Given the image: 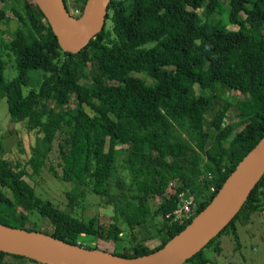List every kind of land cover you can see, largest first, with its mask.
Returning a JSON list of instances; mask_svg holds the SVG:
<instances>
[{"label": "trees", "instance_id": "trees-1", "mask_svg": "<svg viewBox=\"0 0 264 264\" xmlns=\"http://www.w3.org/2000/svg\"><path fill=\"white\" fill-rule=\"evenodd\" d=\"M63 1L76 18L88 4V0ZM228 1L233 29L212 16L224 12L221 0H110V25L105 24L73 54L60 48L36 0H0L10 4L19 26L15 38L1 48L14 57L16 76L10 80L4 78L5 59L0 51V98H5L12 121H25L30 130L42 128L48 143L62 135L57 140L60 173L54 172L59 180L91 186L102 199L113 196L129 210V224L147 217L146 204L153 196L163 201L152 217L171 212L178 205L179 192L193 187L201 177L202 188L209 194L195 195L198 213L264 136V0ZM4 21L6 14L0 8V26ZM76 59L90 63L88 86L77 81ZM141 70L152 82L131 75ZM116 71L126 76L109 82ZM30 72L42 73L44 79L38 90L23 95ZM195 86L209 93H197ZM226 91L245 98L223 104ZM70 96L77 99L73 109L48 106V101L68 106ZM218 116L230 122L220 126ZM116 144L128 145L125 164L136 194H113L107 188L114 177ZM29 165L36 173L37 162L33 159ZM28 175L19 163L0 160V223L36 230L16 211V203H21L51 222L52 232L43 233L54 238L90 249L79 242L82 235L115 243L121 240L118 226L104 233L94 227L93 220L85 223L36 196L22 179ZM169 183L173 185L165 189ZM263 198L264 174L230 223L185 263L216 264L206 250L220 253V238L226 233L237 242V221L241 217L248 221L263 206ZM118 210L123 213L122 208ZM187 224L162 223L157 229L163 234L159 245L112 253L124 257L151 253ZM7 254L0 251V261Z\"/></svg>", "mask_w": 264, "mask_h": 264}, {"label": "rangeland", "instance_id": "rangeland-1", "mask_svg": "<svg viewBox=\"0 0 264 264\" xmlns=\"http://www.w3.org/2000/svg\"><path fill=\"white\" fill-rule=\"evenodd\" d=\"M222 6L225 10L222 14H213L214 19H218L227 28L233 29L228 21V0H221ZM0 8H2L6 14V21L0 26V51L4 54L5 70L4 78L10 80L16 76V71L13 66L14 57L12 53L7 49H1L2 45L11 42L15 38V32L18 30V22L16 16L13 14L10 4L7 2H0ZM109 26V21L106 22ZM82 60L76 59V77L78 83L81 85H90L91 67L90 63L81 62ZM144 68V65H142ZM29 84L22 88L23 95H26L31 89H39V85L44 79L42 73L30 72ZM132 76L145 79L148 82H152L148 78L144 71L141 70L138 73H132ZM126 76L121 71L114 72L111 75V83H116ZM197 93L208 94V90L202 91L195 86ZM225 99L223 104H234L237 100L245 98V96L238 92L226 91L223 94ZM92 103L99 105L96 100H91ZM48 106L57 108L59 111H64L65 108L73 109L77 106V99L74 96H70L68 106L58 107L54 105L53 101H48ZM84 109L93 114L89 107L85 104ZM229 115H232L229 112ZM216 122L220 126L227 125L230 119L218 116ZM45 131L42 128L30 130L27 128L25 121L14 122L11 120L7 103L5 98H0V160H6L12 164L19 163L24 166L28 172V176H23L24 182L33 189L36 196L43 200L51 202L56 208L62 210L65 213L72 215L73 217L88 223L93 220L94 227L98 230H103L107 233L110 228L118 226L121 230L119 236L121 240L114 242L112 240H102L92 236L82 235L79 238V242L82 245L90 246L92 248L116 253H130L131 248L136 247L139 250L152 248L162 243L163 234L158 232L162 222L158 217H152L153 211L163 201L161 196H153L146 204L148 214L145 219H140L137 224H129L126 221L129 215V210L126 206H122L123 203H119L114 200L112 196L110 199H102L98 197L93 191L91 186L80 187L73 183L64 182L59 180L54 172L60 173L58 167V155H57V140L62 135H58L53 142L48 143L44 139ZM128 145L116 144V161L114 177L109 180L107 188L113 194L125 193L133 194L135 187L132 185L130 172L125 164V157ZM35 160L38 165L37 172L34 173L32 167L29 165L31 160ZM201 177L195 179V184L189 190L191 194L196 198L197 195L200 198L209 194V191L203 190ZM122 183V184H120ZM173 183L164 185L167 189L172 186ZM134 189V190H133ZM193 190V191H192ZM136 194V192H135ZM131 200V199H129ZM137 203V200H133ZM263 206L256 213H252L248 221H244L241 217L237 221V234L238 241L236 242L231 233H226L221 236V252L214 253L211 249L206 250L207 256L216 264H264V198L262 200ZM117 208V210H115ZM122 208L123 213L118 209ZM16 211L26 216L35 226L37 231L52 232L54 229L51 222L38 214L35 211L27 209L21 203H16ZM0 264H37L35 261L29 259H22L16 257H10L8 254L1 261ZM189 264V263H184Z\"/></svg>", "mask_w": 264, "mask_h": 264}, {"label": "water", "instance_id": "water-1", "mask_svg": "<svg viewBox=\"0 0 264 264\" xmlns=\"http://www.w3.org/2000/svg\"><path fill=\"white\" fill-rule=\"evenodd\" d=\"M110 0H88L74 17L63 0H36L65 52L78 53L101 32ZM264 174V136L237 163L211 201L175 236L151 253L124 257L85 248L37 230L0 223V251L41 264H184L230 223Z\"/></svg>", "mask_w": 264, "mask_h": 264}, {"label": "built area", "instance_id": "built-area-1", "mask_svg": "<svg viewBox=\"0 0 264 264\" xmlns=\"http://www.w3.org/2000/svg\"><path fill=\"white\" fill-rule=\"evenodd\" d=\"M196 214L197 212L194 197L189 188H187L179 192L178 205L171 212H167L158 219L162 223H166L168 225H183L190 222Z\"/></svg>", "mask_w": 264, "mask_h": 264}, {"label": "crops", "instance_id": "crops-1", "mask_svg": "<svg viewBox=\"0 0 264 264\" xmlns=\"http://www.w3.org/2000/svg\"><path fill=\"white\" fill-rule=\"evenodd\" d=\"M162 240V239H161Z\"/></svg>", "mask_w": 264, "mask_h": 264}]
</instances>
